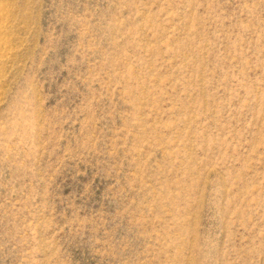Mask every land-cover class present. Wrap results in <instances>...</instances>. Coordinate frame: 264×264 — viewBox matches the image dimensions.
<instances>
[{"label":"rangeland","instance_id":"rangeland-1","mask_svg":"<svg viewBox=\"0 0 264 264\" xmlns=\"http://www.w3.org/2000/svg\"><path fill=\"white\" fill-rule=\"evenodd\" d=\"M0 264H264V0H0Z\"/></svg>","mask_w":264,"mask_h":264},{"label":"bare ground","instance_id":"bare-ground-1","mask_svg":"<svg viewBox=\"0 0 264 264\" xmlns=\"http://www.w3.org/2000/svg\"><path fill=\"white\" fill-rule=\"evenodd\" d=\"M0 51H1V50H0ZM3 57H4V54H3L2 52H0V62H2Z\"/></svg>","mask_w":264,"mask_h":264}]
</instances>
